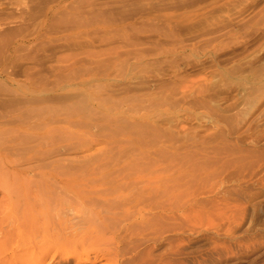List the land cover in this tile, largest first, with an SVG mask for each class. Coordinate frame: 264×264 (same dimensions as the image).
I'll return each mask as SVG.
<instances>
[{
	"label": "rangeland",
	"instance_id": "374dc122",
	"mask_svg": "<svg viewBox=\"0 0 264 264\" xmlns=\"http://www.w3.org/2000/svg\"><path fill=\"white\" fill-rule=\"evenodd\" d=\"M90 2L0 0V264H264V0ZM113 47L159 74L114 94Z\"/></svg>",
	"mask_w": 264,
	"mask_h": 264
},
{
	"label": "bare ground",
	"instance_id": "6f19581e",
	"mask_svg": "<svg viewBox=\"0 0 264 264\" xmlns=\"http://www.w3.org/2000/svg\"><path fill=\"white\" fill-rule=\"evenodd\" d=\"M94 0H91L90 4L93 3ZM61 7H64V4H52L47 6L42 14V18L40 21V29L42 28V25H47L51 18L53 17V15L55 14V11H58V9H60ZM170 17V18H169ZM168 19H172V17H175V15H171L169 16ZM86 22H90L89 25L90 26H98L100 27V24L103 26V28H109L111 26V31H115V30H121L123 32H126V30L128 29V25L126 23H116L117 21L110 20V19H105L104 21H98L96 23L92 22L93 19L91 21L85 20ZM47 23V24H46ZM88 25V26H89ZM129 25H132L131 23ZM241 25H243V21L242 19H236V20H231L229 27L230 29H234V28H238ZM85 25H76V30L77 32L75 33L76 35H81L84 31L82 29V27H84ZM4 44V51H1V54L3 55V57L5 58L6 61H10V59H12L14 57V55L17 53V51L19 50L21 44L18 42H13L10 43V37H8L7 39L4 40L3 42ZM24 43V42H23ZM91 57V56H90ZM91 62L95 63L96 66H104V67H108V68H112L113 70H116L114 73L112 74H108L106 76H103V79L105 80V88H108L110 91H113V93L115 94L116 91L119 89L117 88V84H114V80H118L120 82H122L121 84H119V87L122 88V90H124V92L129 91L130 87H131V83H135L134 86L138 87L139 89L142 88V82L146 80L147 77V72L149 71H154V73L159 74L160 69L158 66V64L160 63V58L158 57H154V58H148L147 55L144 54L143 51L141 50H117V48H112L110 49V51L107 53V55L104 58H93L90 60ZM122 67L124 68L123 71H118L119 69H122ZM3 70H0V75H2ZM75 84H72L71 86H77L78 88L82 85L85 84V80H81L79 82ZM123 85V86H122ZM148 87H152L153 84L152 83H148L147 84ZM33 90L31 89V87L29 86H22V85H16L14 87V89L12 90V92L14 94H21L19 92H22V94H28L30 92H32ZM16 99H12L10 98L7 101H3L2 104L6 105V106H13L16 105ZM31 100L38 101L40 103H43L45 101V98L39 97V96H32ZM41 110L44 109V105H41ZM101 109H106V105H99ZM126 116H128L127 114H125ZM133 118H145L147 117V115L145 113L142 112H136L133 115H131ZM102 123L99 121H95V120H91L90 121V132H92L93 130H97L98 127H100ZM96 145V144H95ZM93 147V146H91ZM87 148L85 151L88 153H91V151L94 148ZM95 149H99V147L95 146Z\"/></svg>",
	"mask_w": 264,
	"mask_h": 264
}]
</instances>
